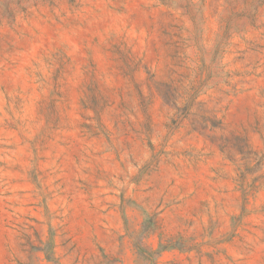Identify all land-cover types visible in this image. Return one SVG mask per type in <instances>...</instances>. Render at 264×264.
<instances>
[{
	"label": "rangeland",
	"instance_id": "1",
	"mask_svg": "<svg viewBox=\"0 0 264 264\" xmlns=\"http://www.w3.org/2000/svg\"><path fill=\"white\" fill-rule=\"evenodd\" d=\"M0 264H264V0H0Z\"/></svg>",
	"mask_w": 264,
	"mask_h": 264
}]
</instances>
